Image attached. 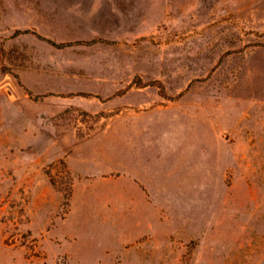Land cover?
<instances>
[{
    "label": "rangeland",
    "instance_id": "obj_1",
    "mask_svg": "<svg viewBox=\"0 0 264 264\" xmlns=\"http://www.w3.org/2000/svg\"><path fill=\"white\" fill-rule=\"evenodd\" d=\"M128 135L183 169L137 240L64 163ZM0 264H264V0H0Z\"/></svg>",
    "mask_w": 264,
    "mask_h": 264
},
{
    "label": "crops",
    "instance_id": "obj_2",
    "mask_svg": "<svg viewBox=\"0 0 264 264\" xmlns=\"http://www.w3.org/2000/svg\"><path fill=\"white\" fill-rule=\"evenodd\" d=\"M132 127L126 125L124 131L133 133ZM141 127L143 130L145 126ZM147 139L153 141L149 137L140 139L134 135L121 139H94L66 152L64 163L73 178L71 221L75 214L96 209L101 202L107 220L111 219L113 223L118 219L120 222L123 229L118 234L124 240H137L158 232L160 202L185 199L183 181H177L183 169L175 173L174 183L169 182L166 171L159 172V146L154 155V145H145ZM60 157L63 158V153ZM155 157L157 168L154 166ZM180 159L181 164L186 161V158Z\"/></svg>",
    "mask_w": 264,
    "mask_h": 264
}]
</instances>
